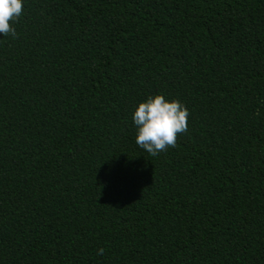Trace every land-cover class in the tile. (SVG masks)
<instances>
[{"label":"trees","instance_id":"1","mask_svg":"<svg viewBox=\"0 0 264 264\" xmlns=\"http://www.w3.org/2000/svg\"><path fill=\"white\" fill-rule=\"evenodd\" d=\"M22 2L0 264H264V0ZM157 95L190 115L152 156L133 116Z\"/></svg>","mask_w":264,"mask_h":264},{"label":"clouds","instance_id":"2","mask_svg":"<svg viewBox=\"0 0 264 264\" xmlns=\"http://www.w3.org/2000/svg\"><path fill=\"white\" fill-rule=\"evenodd\" d=\"M23 8L22 0H0V33L4 37H17L10 21H17ZM189 115L188 109L179 100L168 102L163 95L149 96L133 116L138 129L136 144L152 156L166 152L169 147H176L178 134L188 131ZM103 253L104 249H99L98 255Z\"/></svg>","mask_w":264,"mask_h":264}]
</instances>
